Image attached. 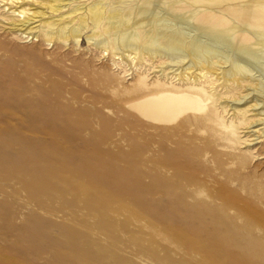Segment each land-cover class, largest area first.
I'll return each mask as SVG.
<instances>
[{
    "label": "rangeland",
    "instance_id": "rangeland-1",
    "mask_svg": "<svg viewBox=\"0 0 264 264\" xmlns=\"http://www.w3.org/2000/svg\"><path fill=\"white\" fill-rule=\"evenodd\" d=\"M12 1L0 0V264H264V96L219 100L227 122L246 110L236 138L190 111L147 120L129 105L187 93L160 70L181 68L103 53L85 34L29 39L23 28L66 21L70 6Z\"/></svg>",
    "mask_w": 264,
    "mask_h": 264
},
{
    "label": "bare ground",
    "instance_id": "bare-ground-1",
    "mask_svg": "<svg viewBox=\"0 0 264 264\" xmlns=\"http://www.w3.org/2000/svg\"><path fill=\"white\" fill-rule=\"evenodd\" d=\"M63 1L46 0L51 12L70 6L66 21L62 12L55 19L51 15L38 25L28 24L24 35L32 39L38 33L48 43L72 40L77 45L85 34L87 44L103 53L120 51L130 60H157L160 67L181 68L169 77L160 70L169 84L181 83L187 93L164 90L129 105L147 120L166 124L190 111L196 123L209 124L211 131H216L215 126L216 132L236 138L246 110L235 108L237 115L227 122V105L221 106L222 115L219 100L228 96L239 102L250 93L264 96V0H82L76 5L73 0ZM25 12L17 13L25 16ZM193 68L198 74L188 75L186 70ZM246 87L250 91L243 94ZM188 121L182 119V123ZM214 240L217 249L228 250L220 234Z\"/></svg>",
    "mask_w": 264,
    "mask_h": 264
}]
</instances>
